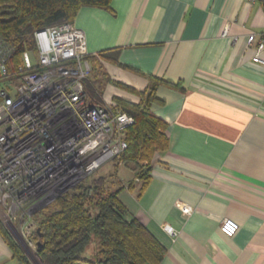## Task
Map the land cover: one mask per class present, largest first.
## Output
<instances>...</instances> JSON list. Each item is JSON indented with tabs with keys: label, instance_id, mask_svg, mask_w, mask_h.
Masks as SVG:
<instances>
[{
	"label": "crops",
	"instance_id": "1",
	"mask_svg": "<svg viewBox=\"0 0 264 264\" xmlns=\"http://www.w3.org/2000/svg\"><path fill=\"white\" fill-rule=\"evenodd\" d=\"M71 23L88 55L117 50L119 66L102 65L110 80L136 92L147 77L180 88L158 87L149 108L165 123L168 148L153 158L148 186L118 196L165 249L159 264H264V65L247 43L264 33V5L112 0L106 11L82 8ZM102 99L140 100L110 84ZM225 219L238 224L232 238L219 231ZM0 264H15L1 237Z\"/></svg>",
	"mask_w": 264,
	"mask_h": 264
},
{
	"label": "built area",
	"instance_id": "2",
	"mask_svg": "<svg viewBox=\"0 0 264 264\" xmlns=\"http://www.w3.org/2000/svg\"><path fill=\"white\" fill-rule=\"evenodd\" d=\"M32 40L34 49L21 54L16 74L8 76L14 50L0 39V220L23 228L28 248L30 218L122 154L134 123L113 103L91 102L81 30L62 23L35 31ZM247 41L256 43L252 62L264 65V33ZM237 229L230 219L219 227L226 238Z\"/></svg>",
	"mask_w": 264,
	"mask_h": 264
},
{
	"label": "trees",
	"instance_id": "3",
	"mask_svg": "<svg viewBox=\"0 0 264 264\" xmlns=\"http://www.w3.org/2000/svg\"><path fill=\"white\" fill-rule=\"evenodd\" d=\"M112 0H0V39L13 48L8 62V76L16 74L21 54L34 49L35 31L73 22L84 7L109 10ZM117 50L87 55L91 74L84 87L91 102L104 105L106 85L123 89L139 97L138 104L112 100L118 108L131 116L134 123L125 132L126 150L109 164L114 172L108 176L91 175L76 187L34 214L30 218L29 241L40 243L36 256L41 264H159L165 249L131 217L119 201L125 188L143 191L151 180L153 158L168 148L165 123L151 113L150 107L159 103L155 97L158 87L180 91L174 84L147 77L148 87L136 92L110 80L103 63L118 65ZM129 70V69H128ZM126 170L132 178L117 180L113 187L108 181L116 172ZM36 229L39 232H36ZM0 237L12 253L15 264H32L11 233L0 220ZM92 249V256L84 254Z\"/></svg>",
	"mask_w": 264,
	"mask_h": 264
},
{
	"label": "rangeland",
	"instance_id": "4",
	"mask_svg": "<svg viewBox=\"0 0 264 264\" xmlns=\"http://www.w3.org/2000/svg\"><path fill=\"white\" fill-rule=\"evenodd\" d=\"M99 174L98 175H102V176H108L109 174L113 173L114 172V165L113 164H108L106 165L105 167H103L102 169L99 170ZM118 173L117 174V177L115 179H110L108 182V186L111 188L113 187L115 184V181L117 182V180H119L120 182H123V175H128V172H126V170L124 171V169H121L120 171L116 172ZM1 222L6 225L3 220L1 219ZM8 229V228H7ZM14 232V235L16 236V241L18 243H20V245L25 248L24 250L26 251L27 253V257H29V259L32 261L31 263L33 264H41L42 262H40L36 256V247L35 245L36 244H33L32 246H29V249L26 250V247L23 245L24 244V234L22 233L23 231H21L20 229L18 230H13ZM14 237V236H13Z\"/></svg>",
	"mask_w": 264,
	"mask_h": 264
},
{
	"label": "water",
	"instance_id": "5",
	"mask_svg": "<svg viewBox=\"0 0 264 264\" xmlns=\"http://www.w3.org/2000/svg\"><path fill=\"white\" fill-rule=\"evenodd\" d=\"M36 232L38 233L39 232V230L38 229H36ZM39 246H40V243H36V245H35V247H36V250L39 248ZM30 260V259H29ZM31 261V260H30ZM33 264V263H32Z\"/></svg>",
	"mask_w": 264,
	"mask_h": 264
}]
</instances>
